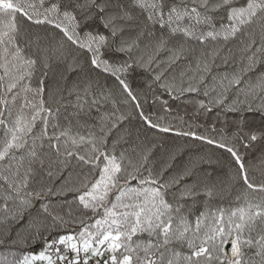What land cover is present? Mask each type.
Returning a JSON list of instances; mask_svg holds the SVG:
<instances>
[{
  "label": "snow or ice",
  "instance_id": "snow-or-ice-1",
  "mask_svg": "<svg viewBox=\"0 0 264 264\" xmlns=\"http://www.w3.org/2000/svg\"><path fill=\"white\" fill-rule=\"evenodd\" d=\"M237 36L247 38L239 49L243 66L208 83L221 48L196 45ZM261 59L264 0H0V245L12 256L0 264H264V179L250 175L257 168L264 174V151L248 164L240 151L264 140V129L248 120L253 111L264 113V73L245 79ZM181 61L188 63L177 73ZM54 64L63 65L60 83L46 87ZM85 66L95 75L67 89L75 107L87 105L90 115L112 105L86 134L78 120L59 123L67 73ZM38 68L44 71L34 85ZM138 70L149 74L147 92L129 83ZM101 75L114 79L119 102L111 92H92ZM157 89L172 99L195 94L193 115L216 109L218 117L231 116L225 124L234 131L217 137L163 123L147 110L151 96L171 111ZM134 116L208 149L175 165L190 146L175 147L158 167L155 144L117 155L131 132L123 129L111 148L109 138ZM213 150L230 157L215 178L201 168L220 163ZM233 190L228 206L211 205ZM69 194L71 202L61 199ZM200 196L202 210L194 207ZM37 242L40 251L28 250Z\"/></svg>",
  "mask_w": 264,
  "mask_h": 264
},
{
  "label": "trees",
  "instance_id": "trees-1",
  "mask_svg": "<svg viewBox=\"0 0 264 264\" xmlns=\"http://www.w3.org/2000/svg\"><path fill=\"white\" fill-rule=\"evenodd\" d=\"M246 37L237 36L236 39L230 40L227 43L224 41L213 42L209 41L207 45L200 46L196 45L198 51L201 47L204 50L213 49L220 47V57L215 60V63L211 66V74L207 76V82L211 83V76L219 73L225 72H233L238 67H242L243 64L240 63V51L239 49L242 47L241 41L246 40ZM257 40L259 37L257 36ZM22 43H26V41H22ZM222 46V47H221ZM229 49H231V55H229ZM228 56L227 65L224 63V57ZM194 62V61H193ZM188 61H181L180 64L176 67L175 71L178 73L185 65H187ZM63 68V65H53L51 71H49L48 76L45 78L46 87H56L58 83V73ZM43 69L38 68L36 72L35 79L33 80V84L38 83L40 77L43 75ZM262 73H264V59H261L260 62L255 64L250 72L247 73L245 79L255 81L257 77H259ZM94 73H91L87 66L84 67L82 71L67 73V80L63 82L65 87V91L62 94V100L59 105V123L61 125L67 124L69 119H71L73 124H76L77 120L80 124L84 125L83 128L79 129L81 132H87L88 128L94 125L100 116V114L104 111H111L112 105L111 103L102 104L100 106V111H96L94 108L91 110V114L89 113V109L87 105H85L83 111L81 112L76 105V95L75 93L69 94L67 89L71 88L74 82L77 80L83 79L85 77L94 76ZM129 83L132 86L134 91L143 90L147 92V80L149 79L148 73H140L139 70L135 75L129 76ZM92 92L95 94L97 98H100L102 95L112 93V96L115 98L117 102L120 101V90L116 82L113 78L109 76L101 75L99 77V84L92 89ZM157 95L161 96L162 99L167 100L170 106L171 111L165 113L163 109L160 107V102L157 101L155 105L152 103L151 96L148 99L147 110L154 112L157 116L164 117L162 121L165 124H171L175 129H187L191 124L194 126V130L204 135H212L219 136L222 131L228 132L231 134L234 129H228L225 124V120L227 119L229 122L231 121V116H219L217 115L218 110L214 109L210 113H201L198 116L193 115V103L192 101L196 98L195 94H186L185 96L180 97L179 99H172L167 94L161 93L159 89H157ZM47 93L45 94V99H47ZM200 98H203L202 96ZM91 97H89V101ZM143 102V101H142ZM51 103V102H50ZM52 107L55 109L56 104L52 103ZM79 113L78 116L75 114ZM248 120L250 126L254 130L264 129V113H260L258 111H253L248 114ZM55 122V121H54ZM128 128L131 132L130 136H126V143L121 141L116 145V154L126 149L131 148L132 146H136L137 150L145 147H151L152 144L156 145V148L153 150V156L151 157L152 161H155L157 167L159 166L162 159H166L169 152L175 147H183L185 145H189L190 147L185 148V150L177 155L176 160L174 162L175 165H180L184 161L188 159L189 153H197L200 151H205L208 149V146L202 145L200 141H195L191 137H180L175 135L174 132L163 133L159 132L156 129H149L142 124L139 120L138 116L131 117L128 121H125L123 125L119 127V129L113 130L112 135L109 138L108 146L112 147V141L117 139L120 132L123 129ZM139 129L140 137L137 139L136 132ZM215 129V130H214ZM143 141V143H141ZM214 151V159H219L220 163H212V164H203L201 166L203 171L212 172L213 178L217 174H220L227 170V164L230 160V157L227 153H222L220 150ZM241 153L245 156V163L249 162L258 163L257 158L259 157L261 151H264V140H258L253 142L252 146L248 149L241 147ZM250 175L259 182L264 179V174L262 171L257 168L254 170H250ZM190 182V181H189ZM134 183V182H133ZM236 195V191L229 194H225L224 199L221 200L219 197H215L211 200V205L216 206L218 204H223L224 206H228L231 202L234 201V197ZM53 199V203H56V199ZM67 201L71 202L73 200V194H69L66 198ZM204 197H197L198 203L194 206L198 210H202ZM189 203H191L189 201ZM73 210L75 209V205H72ZM69 210V205L65 204L63 207V211L67 212ZM43 247L41 242H37L33 247H31L30 251H40ZM4 255H8V261L12 260V256L8 254L7 245H0V260L3 259Z\"/></svg>",
  "mask_w": 264,
  "mask_h": 264
}]
</instances>
